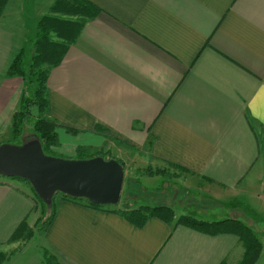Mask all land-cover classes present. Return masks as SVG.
Segmentation results:
<instances>
[{
    "label": "crops",
    "instance_id": "0c3cea01",
    "mask_svg": "<svg viewBox=\"0 0 264 264\" xmlns=\"http://www.w3.org/2000/svg\"><path fill=\"white\" fill-rule=\"evenodd\" d=\"M86 1L99 13L46 80L59 142L53 152L116 151L124 181L135 172L146 181L158 175L187 197L177 203L176 192L162 191L163 201L151 206L170 207L176 217L191 209L189 216L206 215L199 220L242 221L261 243L264 0ZM39 6L0 0V144L13 139L12 116L25 96L23 78L8 68L19 52L24 57L25 40L31 55L47 14ZM6 179L0 251L18 254L26 244L8 240L24 220L32 229L40 208L27 183ZM249 190L254 204L236 200ZM53 202L43 238L45 258L55 264H238L244 253L231 234L210 236L155 217L138 228L109 206L97 210L60 195Z\"/></svg>",
    "mask_w": 264,
    "mask_h": 264
},
{
    "label": "trees",
    "instance_id": "16d2710c",
    "mask_svg": "<svg viewBox=\"0 0 264 264\" xmlns=\"http://www.w3.org/2000/svg\"><path fill=\"white\" fill-rule=\"evenodd\" d=\"M50 12L53 15L49 14L48 16H43L37 24L33 49L34 54L31 56L28 70V75L35 78V92L32 97L23 96L21 98L19 107L12 116L10 126L13 139L19 138L24 132V126H26L27 131L39 140L43 153L48 156H51L53 148L59 145L56 134V124L47 116L48 101L46 80L49 70L61 62L67 48L75 41L87 19L95 17L99 13V10L86 0H56L50 7ZM22 61V52H20L9 65L8 74L11 76H19L24 79ZM76 152L79 154L80 159H89L97 156L105 160L111 159V157H104L107 154L87 156L86 152L81 149H78ZM117 161L124 167V164L120 160ZM150 173L159 174L161 172L156 171L149 172V174ZM14 179L27 183L25 180L19 178ZM33 194L41 213L37 221L36 230L44 234L54 217V202L52 200V205L48 207L41 202L34 192ZM61 196L66 200L84 202L87 206L97 210L106 209L105 206H96L83 199H74L62 194ZM109 208L112 210V213L118 214L138 228L144 226L150 218L155 217L166 223L182 225L210 236L220 234L234 235L238 237L244 245V253L240 264H255L262 252L259 239L248 226L242 223V221L240 222L234 219L204 221L188 215L176 217L174 211L170 207L139 204L128 198L120 199L118 205L109 206ZM45 213H47L46 216ZM43 215L44 217H42ZM32 234V230L24 220L16 228L8 242L12 243L19 240H27L32 237ZM10 255H12V253H0V264ZM46 261V264H51L49 258H47Z\"/></svg>",
    "mask_w": 264,
    "mask_h": 264
},
{
    "label": "water",
    "instance_id": "95a60500",
    "mask_svg": "<svg viewBox=\"0 0 264 264\" xmlns=\"http://www.w3.org/2000/svg\"><path fill=\"white\" fill-rule=\"evenodd\" d=\"M0 177L25 180L46 206L60 193L96 206H116L124 167L115 159H62L45 155L38 139L21 145L0 144Z\"/></svg>",
    "mask_w": 264,
    "mask_h": 264
},
{
    "label": "rangeland",
    "instance_id": "374dc122",
    "mask_svg": "<svg viewBox=\"0 0 264 264\" xmlns=\"http://www.w3.org/2000/svg\"><path fill=\"white\" fill-rule=\"evenodd\" d=\"M56 0H40V9L44 12H46L47 14L44 16H48L49 14H52L50 12V7L55 3ZM50 3L49 7L47 8L48 4ZM47 8V9H46ZM53 15V14H52ZM58 16V15H57ZM42 19V17L40 18V20ZM39 20V21H40ZM37 31V28H36ZM34 41V40H33ZM25 44V53H24V57H23V52H22V57H23V61H22V71L24 74V93H25V97H32L35 89H36V82H35V78L33 76H29L28 75V70H29V65H30V61H31V56L34 54L33 49L31 48V55L28 54V50L30 48L29 45V40H25L24 42ZM20 53V52H19ZM31 75V74H30ZM35 138L31 133H29L27 131V127L24 126V132L20 135L19 138L17 139H10L9 142H7L8 144L11 145H21L31 139ZM53 150H55L53 148ZM77 151V150H76ZM74 151V150H62V151H57L56 152H52L51 156L53 157H57V158H62V159H80L79 154ZM86 153H88L87 156H94V155H98V154H102V155H106L104 156L105 158H109L111 157V159H115L113 157L114 154H116V151H112V150H106L105 147L101 148V149H97V148H91V149H87ZM114 153V154H113ZM128 165L130 166L129 162ZM132 168V167H130ZM125 172V169H124ZM136 177L132 176L131 173L127 175V179L124 181V189L122 190V194H121V199L126 198V196L128 195V199H130L133 202H137L139 204H147L150 205L152 199H158L159 201H163L162 198L160 197H165L166 193H162V191L167 192V191H171V193L176 192L179 196H178V202L184 201L187 199V197L185 195H183L182 191L183 188L181 187H172L171 188V184L168 185L165 188V183L162 184L163 182V177L161 178V176H155L153 178H151L149 181H146L145 178L143 176H141L139 173H136ZM160 175V174H159ZM0 179H3V177H0ZM7 179H14V178H7ZM6 179V180H7ZM17 180V179H15ZM28 185V184H27ZM29 188L31 189L30 185H28ZM175 186V185H172ZM28 188V187H26ZM32 190V189H31ZM160 190V191H158ZM251 191L249 190L248 192H246V194H244L243 196H237L236 200L239 201L241 203V201H243L244 199H246L250 204H254L256 202V198L255 196L250 193ZM175 194V193H174ZM61 196L60 193H57L55 195V198L58 196ZM192 196L196 195L191 192ZM130 197V198H129ZM82 200V199H79ZM155 203V202H154ZM162 203V202H159ZM212 213V209L209 210ZM192 213H194V211H192L191 209H188V212L186 213V215H192ZM47 215V213H45V216ZM39 216V214H37V217ZM41 216V213H40ZM206 215H198L196 214L194 217H197L198 219H205ZM44 217V215L42 216ZM37 221L36 220L32 230V237L27 240H19V241H15L12 243H24L26 245L20 247L17 251H20V253H12L13 255H10L7 259L4 260V264H46L47 261L45 258V249H46V244L44 243V238H43V234L39 233L36 228H37ZM29 240V241H28ZM28 241V243H27ZM263 245H261V248L263 249L261 254L259 255L260 257L258 258L257 262L255 264H264V237L262 238V242ZM260 243V244H261ZM11 244V243H10ZM0 253H3L0 251ZM6 254V253H4ZM243 257V256H241ZM49 258V257H48ZM242 260V259H241ZM5 261H10V262H5ZM50 263L51 264H55L51 259H50ZM241 261L238 263L240 264Z\"/></svg>",
    "mask_w": 264,
    "mask_h": 264
}]
</instances>
